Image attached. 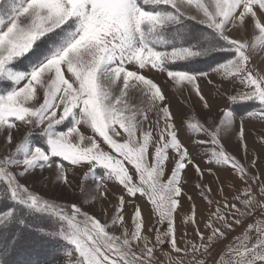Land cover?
Segmentation results:
<instances>
[{"label":"snow or ice","instance_id":"obj_1","mask_svg":"<svg viewBox=\"0 0 264 264\" xmlns=\"http://www.w3.org/2000/svg\"><path fill=\"white\" fill-rule=\"evenodd\" d=\"M185 6L197 10L201 16L197 22L206 31L197 33L186 27V20L197 17L183 11ZM261 18L264 0H0V136L12 145L21 124L29 129L14 149L5 147L0 152V200L10 201L0 209V235L17 226L62 238L77 254L74 264H154L159 259L157 247L165 243L170 249L162 251L166 259L160 264H209L218 238H226V231L215 226V221L234 231L233 225H244L257 211L264 217V181L225 148L235 133L247 156L243 118L238 121L231 105L213 113L198 78L209 72L224 79L238 78L247 90L229 96L232 105L257 102L258 107L245 115L264 120V72L250 65L256 45L229 35L234 28L245 30L251 19L254 32H259L256 39L264 44ZM218 52L225 53V58L215 61L207 72L172 67ZM22 61L28 63L17 67ZM128 65L166 72L175 86L195 90L207 111L182 121L186 131L190 130L189 143L208 145L207 163L231 168L244 184L237 187L230 174L218 188L221 200L212 198L209 185H197L207 203L216 206L205 223L211 229L207 237L196 225L195 204L191 206L186 219L196 225L199 244L188 240L184 248L179 247L175 227L186 183L182 173L194 157L179 138L180 129L160 86L139 70H129ZM149 111L155 113L157 126L163 123L155 140ZM65 122L66 129L59 130ZM81 125L93 135L86 136ZM34 135L40 142L32 141ZM198 136L204 139H195ZM257 159L253 157L250 167H255ZM64 162L87 168L77 185L84 199L95 201L93 192L103 196L100 190H106V181L123 186L124 194L118 196L110 222L102 223L76 204L66 211L63 204L26 186L36 170L45 169L68 184ZM169 162L173 167L165 179ZM194 167L203 178L200 165ZM248 179L256 181L258 192ZM89 180L94 182L91 189L86 184ZM227 190L234 193L231 201ZM137 194L150 203L158 223L168 224L166 231L156 230V244L145 234L146 218L134 200L128 201L133 205L131 232L126 225L125 195L135 198ZM103 212L107 215L106 209ZM41 213L54 217V223L41 227L28 222L30 216ZM113 227L120 229V235L110 231ZM17 238L14 235L0 248V264H10ZM234 240L214 264H264V219L249 223Z\"/></svg>","mask_w":264,"mask_h":264},{"label":"rangeland","instance_id":"obj_2","mask_svg":"<svg viewBox=\"0 0 264 264\" xmlns=\"http://www.w3.org/2000/svg\"><path fill=\"white\" fill-rule=\"evenodd\" d=\"M182 10L185 11L188 15H194L197 17V20L189 19L185 21V25L187 28L197 33L206 31L204 26L200 25L197 22L199 19H201V16L194 7L185 6ZM261 19L262 22H264V18ZM253 23L254 22L251 19H248L247 27L245 30L241 31L234 28L229 33V35L232 38L246 39L250 43L256 45V50L252 54L250 65L255 67L256 70L264 72V44H261L256 39V37L259 35V32L258 30H255L254 32ZM225 56V53L218 52L211 55V57L195 58L186 62H176L172 65V67L176 70L207 72L209 70V67L212 66L215 61H221L223 58H225ZM27 63L28 61H22L17 65V67L24 68ZM127 67L129 68V70H139L138 67L133 65H128ZM139 71L141 72V74L148 78H151L155 83H157L160 86L161 90L164 92L168 106L173 113L174 122L180 129L179 138L185 144V146L189 147V151L194 157L193 164H189L186 167L184 173H182L183 180L186 181V183H183L182 185L184 193L182 192L179 198L182 204L180 207H178L175 213V227L177 244L179 247L184 248L185 242L188 240L199 244L200 238L196 232V225L199 226L200 231L205 234V237H207V235L210 234L211 229L206 228L205 223L210 212L215 211L216 206L214 204L209 205L207 203V201L200 195V188L197 187V185H209L212 188V198L221 200L222 198L218 194V188L221 182H224L229 178L230 174L232 181H234L237 187H243L244 184L239 179H236L235 175L232 174L231 168L217 166L214 163H207L208 156L206 155V152L209 147L208 145H197L196 147H193L189 143L188 136L190 130L186 131L184 125L182 124V121H185L187 117H191L193 114H195L197 117H200L207 111L203 107V104L199 97L196 95L195 90L190 89L187 86H175L174 82L167 76L166 72L155 70L150 67ZM67 75L68 74L66 73V76ZM198 84L200 85L201 93L205 96L206 99L209 100L212 106V111L217 112V109L219 107H226L231 105L237 114L238 121L240 118H243L246 136L245 141L247 143L249 152L247 153L248 157H245V154L241 153L237 148L236 150H232L229 149L226 145L225 148L227 151L231 152L238 159H240L241 163L249 166L250 173H252L253 175L258 174L260 176V179L264 181V139H262L264 138V120H261L258 116L248 117L245 115L246 112L257 108L258 103L248 102L239 105H232V102L229 100V96L235 95L237 91L242 92L247 90L244 85L240 83L238 78L235 80H233L232 78L224 79L217 73L209 72L207 77L198 78ZM226 89L227 92H225ZM42 97V92H39V102H42ZM147 115L152 127V136L154 140L158 139L159 127H162L163 123L161 122L159 126L156 125V115L153 111H149ZM66 127L67 122H65L64 125L59 126V130H65ZM80 130L86 136L93 135L92 130L85 125H81ZM27 131H29L28 127L21 124L19 132H14V137H16V139L14 140V143L12 145L5 144L3 136H0V152H2L5 147L14 149L15 143H18L19 138L23 134H26ZM35 131L39 132V129H35ZM121 138H123V136ZM40 139L41 138L38 135H34L32 137V141L34 143L40 142ZM195 139H204V137L198 136L195 137ZM149 151L152 152L153 149L150 148ZM169 155L171 156L172 153L170 152ZM253 157H258L254 168L250 167ZM64 163L68 168V184H64L63 182L56 180L55 175H53V173L49 170L45 169L43 172L36 170L33 175L28 178L26 186H28L30 190L42 195L46 199H50L51 201L63 204L66 211L70 212V206L72 204H76L82 209V211L96 216V218L100 219L102 223L110 222V219L114 214L115 206L118 203V196L124 194L123 186H118L115 182L106 181V190H100L104 192L103 196H101L99 192H93V195L96 197L95 201H93L91 198L84 199L77 185L81 183L82 172L87 171V168L85 167L82 169L80 168V166H76L74 168L68 165V162ZM195 164H199L201 169L204 170V176L201 179L195 171ZM172 167V163L169 162L165 169V179H167V177L170 175V170ZM129 170L132 171L131 166H129ZM217 177H219V180L217 179ZM221 178L223 181L221 180ZM202 179H205L203 183L201 182ZM21 182L25 183V180L22 179ZM247 183L251 185L257 192L259 191L256 186V181L248 179ZM86 184L87 187L91 189L94 182L89 180L86 182ZM233 195L234 193L231 190H227V196L230 201L232 200ZM189 196L192 197L191 201L188 199ZM98 200H101L100 205ZM130 200H134L135 204L139 205L141 209L143 208V210H146L147 220L144 232L150 237L151 243L156 244V230L159 229V231L161 232L166 231L168 227L167 222H164L163 224L157 222L158 217L151 212V205L145 199V197L139 194H137L135 198L125 195L126 203L124 207V214L126 213L127 215H129V219H127V221L125 220L129 232H131L133 229V205L131 203H128V201ZM232 202L237 203L239 206V203L237 201ZM8 203H10V201L0 200V209H3ZM192 204H195L196 209H200L199 215L197 214L196 216V225H193L186 219L191 215ZM104 209L107 210V215L104 214ZM53 218H50L47 214L41 213L30 216L28 218V222L36 226L47 227L51 223H54ZM257 219H264V217H261L259 211H257L254 216L246 218L244 221V225H233L234 231H227L223 229L220 223L218 221H215V226L221 227L222 231H226V238H218L213 247L212 255L209 259V264H214V262L218 259V255L225 249V246L234 244V238L240 235L249 223H254ZM149 229H151V231H149ZM2 231L3 234L0 235V248L7 245L14 235L18 236L16 245L12 249L9 256L10 264H70V262H73L74 264L77 254H75L73 247L71 245H67V242L63 241L62 238H52L38 231H35L34 228L27 227L12 226ZM110 231H113L117 235H120V229L118 227H113L110 229ZM252 235L253 237H255V233H252ZM42 240L44 241L42 242ZM26 244H28V246ZM23 246L25 247V249L31 248L30 250L32 253L30 252V250H25ZM38 246L40 248H38ZM32 248H36V251ZM37 248L40 249L38 250L40 251L39 255V252L37 253ZM169 249L170 245L168 243L158 246L156 256L159 259L157 262H154V264H160V262H164L166 258L161 253L162 251L167 252L169 251ZM46 250L48 252H46ZM68 252H71L72 254L67 255ZM41 255H43L44 259L41 257ZM172 255L175 256L177 254L173 252ZM187 259H191V256H189Z\"/></svg>","mask_w":264,"mask_h":264},{"label":"bare ground","instance_id":"obj_3","mask_svg":"<svg viewBox=\"0 0 264 264\" xmlns=\"http://www.w3.org/2000/svg\"><path fill=\"white\" fill-rule=\"evenodd\" d=\"M213 113H216L215 111H212ZM246 134H247V132H246ZM253 135V134H252ZM248 136V135H247ZM249 137V136H248ZM245 138H246V136H245ZM247 140V139H246ZM246 142V141H245ZM240 141L238 140V138H237V136H236V134L234 133L233 135H232V137H231V139L230 140H228L226 143H225V145L226 146H228V148L229 149H232V150H236V148L237 149H239V151L241 152V153H243L244 154V152H243V150H242V148L240 147ZM247 153H249V152H247ZM257 154V153H256ZM246 157H248V156H246ZM206 174V173H205ZM53 175H54V173H53ZM200 179H201V177H199ZM227 179V178H226ZM225 179V180H226ZM205 179H202V183H203V181H204ZM221 180H222V178H221ZM223 181V180H222ZM188 191V190H187ZM184 193V192H183ZM98 202H99V205L101 204V200H98ZM181 201H180V206H181ZM203 208V207H202ZM142 210V215H144L145 216V218H146V220H147V217H146V210H143V208L141 209ZM197 210V214L199 215V213H200V209H196ZM204 210V209H203ZM204 212V211H203ZM126 214V213H125ZM124 214V216H125V220L127 221V219H129V215H125ZM39 238V237H38ZM18 240V239H17ZM44 240H42V242H43ZM49 243H50V240H49ZM52 243V242H51ZM27 246H28V244H26ZM25 245V246H26ZM32 245V244H31ZM30 245V246H31ZM36 245V244H35ZM26 246V247H27ZM29 246V247H30ZM37 246V245H36ZM43 246V245H42ZM47 246H48V244H47ZM24 247V246H23ZM46 247V246H45ZM38 248H40L39 246H38ZM37 248V253H38V255L40 254V251H38V250H40V249H38ZM24 249H25V247H24ZM31 248H28V249H25V250H30ZM32 249H34V248H32ZM36 249V248H35ZM34 249V250H35ZM42 249V248H41ZM47 249V248H46ZM22 250V249H21ZM36 251V250H35ZM23 252V251H22ZM26 252H28V251H26ZM30 252H31V250H30ZM34 252V251H33ZM44 252H45V250H44ZM46 252H48L47 250H46ZM32 253V252H31ZM36 253V254H37ZM34 254V253H33ZM45 255H46V253H45ZM48 256H49V253H48ZM41 257L43 258V255H41ZM26 258V257H25ZM41 258V259H42ZM30 259V258H29ZM36 259V258H35ZM44 259V258H43ZM45 259H47V258H45ZM29 262V261H28ZM32 264V263H31Z\"/></svg>","mask_w":264,"mask_h":264},{"label":"trees","instance_id":"obj_4","mask_svg":"<svg viewBox=\"0 0 264 264\" xmlns=\"http://www.w3.org/2000/svg\"><path fill=\"white\" fill-rule=\"evenodd\" d=\"M53 220H55V219L53 218Z\"/></svg>","mask_w":264,"mask_h":264}]
</instances>
